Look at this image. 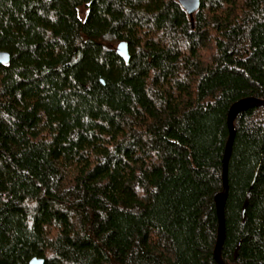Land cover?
<instances>
[{
  "label": "trees",
  "instance_id": "trees-1",
  "mask_svg": "<svg viewBox=\"0 0 264 264\" xmlns=\"http://www.w3.org/2000/svg\"><path fill=\"white\" fill-rule=\"evenodd\" d=\"M0 50V264H218L264 0H0ZM228 181L222 258L264 264V106Z\"/></svg>",
  "mask_w": 264,
  "mask_h": 264
},
{
  "label": "water",
  "instance_id": "water-1",
  "mask_svg": "<svg viewBox=\"0 0 264 264\" xmlns=\"http://www.w3.org/2000/svg\"><path fill=\"white\" fill-rule=\"evenodd\" d=\"M186 12L190 16V20L194 22V14L200 6L201 0H178ZM118 54L124 58L126 61L130 60L129 44L126 41H121L117 45ZM11 54L7 51L0 50V64H7L10 62ZM264 106V99L257 97H246L235 102L228 115V126H229V139L226 145L225 155H224V166H223V190L216 196L217 212L219 218V234L218 240L215 248V259L218 264H232L227 263L222 258V247L225 238V216L224 210L226 205V200L229 190L228 181V164L232 152V145L235 136V120L237 116L250 108ZM29 264H45L44 258L34 257L30 260Z\"/></svg>",
  "mask_w": 264,
  "mask_h": 264
}]
</instances>
